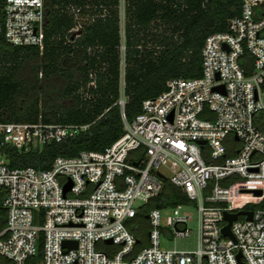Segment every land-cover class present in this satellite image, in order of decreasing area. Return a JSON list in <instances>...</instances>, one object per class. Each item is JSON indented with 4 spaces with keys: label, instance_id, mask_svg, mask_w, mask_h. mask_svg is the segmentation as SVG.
I'll return each mask as SVG.
<instances>
[{
    "label": "built area",
    "instance_id": "built-area-1",
    "mask_svg": "<svg viewBox=\"0 0 264 264\" xmlns=\"http://www.w3.org/2000/svg\"><path fill=\"white\" fill-rule=\"evenodd\" d=\"M241 3L229 30L206 39L202 76L170 80L131 121L124 65V133L102 152L60 156L48 169L12 168L14 152H42L90 125L0 122V207L7 214L0 264H264V209L250 208L264 201V0ZM71 12L74 40L82 35L81 9ZM46 27V0H0V42L43 54ZM166 183L188 202L164 224L162 209L148 205ZM191 206L199 212L198 248L164 249L163 238L191 237ZM239 212L253 216L240 215L233 237L225 236L226 213ZM140 215L149 229L138 250L131 225Z\"/></svg>",
    "mask_w": 264,
    "mask_h": 264
},
{
    "label": "trees",
    "instance_id": "trees-1",
    "mask_svg": "<svg viewBox=\"0 0 264 264\" xmlns=\"http://www.w3.org/2000/svg\"><path fill=\"white\" fill-rule=\"evenodd\" d=\"M46 48L14 47L0 42V122L90 125V129L42 152H14L12 168L48 169L60 156L81 151L102 152L124 133L120 81L125 65L128 120L142 111L144 101L158 97L176 78L202 76V49L206 39L229 30L241 13V0H126V34L121 27V0H46ZM81 9L82 35L70 33L78 20L71 7ZM122 48H125L123 53ZM34 66L32 86L20 75L28 61ZM93 75V78H92ZM61 79L62 85H57ZM95 80V86L91 85ZM56 84V85H55ZM39 90L37 97H32ZM60 96V97H59ZM63 99L68 104H61ZM187 198L170 183L148 208L186 204ZM263 208L264 201L253 208ZM6 219L0 226L5 228ZM144 223V226H143ZM142 225V226H141ZM144 216L131 225L140 243L148 244Z\"/></svg>",
    "mask_w": 264,
    "mask_h": 264
},
{
    "label": "rangeland",
    "instance_id": "rangeland-1",
    "mask_svg": "<svg viewBox=\"0 0 264 264\" xmlns=\"http://www.w3.org/2000/svg\"><path fill=\"white\" fill-rule=\"evenodd\" d=\"M125 10H126V0H121V20H122L121 21V27H122L123 37L126 34V23H127ZM122 51L124 53L125 48H122ZM38 64H39V61H37V60L28 61V63L26 64V66L24 67V69L20 75V78L25 79L32 86H40V84H41L40 79H42V75L39 76V78H40L39 80H36L35 79V73L33 70L34 66H37ZM122 71L124 73V64L122 66ZM56 82H57V85H62L61 79L57 80ZM32 92H33V94H32L33 98L37 97L40 94L39 90H34ZM60 103L61 104H68V102H65L63 99L60 100ZM174 208H175V206H170V208H168V209H166V208L162 209V217H163L162 220H163L164 224H165L166 217L168 216V214L173 213ZM187 209L190 212H192L194 215V221L189 224V228L191 230V237L186 238V239H177L176 241L163 238L162 239V247L164 249H177L178 251L191 252V251H194L198 248L199 212L195 206H191ZM5 219H6V217L4 215L0 214V226H1L2 222H4ZM146 225L148 227V221L147 220H146ZM143 226H144V223H143Z\"/></svg>",
    "mask_w": 264,
    "mask_h": 264
},
{
    "label": "water",
    "instance_id": "water-1",
    "mask_svg": "<svg viewBox=\"0 0 264 264\" xmlns=\"http://www.w3.org/2000/svg\"><path fill=\"white\" fill-rule=\"evenodd\" d=\"M216 90H220V89L217 88ZM205 143L206 142H202L201 144H205ZM256 195L261 196L262 195V191H257ZM244 214L248 216L247 217L248 219H251L252 216H253V212H239V213H236V214L226 213V220L228 222V225L223 228V234L225 236L233 237L232 232H231L232 224H233L234 221H236L238 219V217L240 215H244ZM107 243H112V241L108 240ZM73 245H76V243L75 242H69V241L64 243V246H67V247L68 246H73ZM239 257H241V255H239Z\"/></svg>",
    "mask_w": 264,
    "mask_h": 264
}]
</instances>
